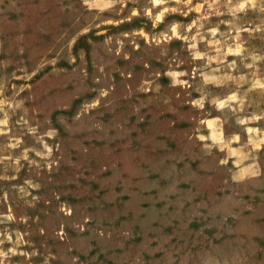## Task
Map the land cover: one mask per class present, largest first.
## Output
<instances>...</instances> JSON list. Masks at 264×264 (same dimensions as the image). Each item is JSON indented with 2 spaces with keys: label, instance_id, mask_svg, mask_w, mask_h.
Wrapping results in <instances>:
<instances>
[{
  "label": "rangeland",
  "instance_id": "374dc122",
  "mask_svg": "<svg viewBox=\"0 0 264 264\" xmlns=\"http://www.w3.org/2000/svg\"><path fill=\"white\" fill-rule=\"evenodd\" d=\"M167 150L214 209L139 218ZM0 264H264V0H0Z\"/></svg>",
  "mask_w": 264,
  "mask_h": 264
},
{
  "label": "crops",
  "instance_id": "0c3cea01",
  "mask_svg": "<svg viewBox=\"0 0 264 264\" xmlns=\"http://www.w3.org/2000/svg\"><path fill=\"white\" fill-rule=\"evenodd\" d=\"M214 118V117H213ZM212 119V118H211ZM208 119H206L207 121ZM217 123L215 122V125L212 126H206L204 125V127L200 128L197 130V132H194L193 134L195 136H197L199 142L201 143L202 147H210L213 148V133L217 134L219 133L218 127L216 125ZM215 130V131H214ZM202 135L204 136V138H200L202 137ZM223 136V135H222ZM215 146H217V144H215ZM168 149H170L169 144H168ZM239 148V145H231L230 151L233 149L237 150ZM209 154V156H208ZM211 153H203V155H199V153L197 154V157L200 158L202 160L201 165H204V162L206 159L209 158V162L212 163L211 168L213 169V159H211L212 155H210ZM170 155V151L167 150V154L166 157H168V160H164L167 158H163L164 163L161 165V168H165V172L163 171V169H159V172L157 175H154L153 171L149 172V168L151 167H159V164L162 160L157 161V162H153L150 161L148 162L149 165L145 164V162H140L137 163V167L139 166L141 169L137 168V172L136 174H131L129 173V175L131 176V180L135 183V185L137 186V188H135V198H133V200L135 201V205L137 208L141 209L139 211V218H141V220L145 221V215H149V214H156L157 216H161V215H165V214H171L172 212H174L176 209H171L174 205V203H176L174 205L173 208H180L181 207V212L184 211H189L190 213L195 209L196 211H200L203 212L201 208L199 207H204L207 208L208 211H211L212 209H214L217 205V203H209L208 199L211 200L210 202H215L213 201L214 199L212 198V194L215 197H218L217 195V187L215 189H213V192L210 191L209 195H204V196H199V195H195L194 193H196L195 189H199V183L203 182V180H208V179H212L217 177L215 173H201L199 171H191V173L186 175V171L183 173V175H179L178 176H174V178L172 177L171 174L167 173V167L171 168L173 166H176V163L173 160H169V156ZM233 158H235L233 156ZM232 158V160H233ZM230 159V158H229ZM196 161V160H194ZM208 162V163H209ZM219 163V164H218ZM220 164L221 162L218 160L217 164L215 161V165H214V169H218L220 168ZM191 168L192 167L191 163L189 162L188 164ZM222 165V164H221ZM222 167V166H221ZM210 169V168H207ZM234 170V167H233ZM148 174L145 177V173ZM235 172V170H234ZM193 173V174H192ZM192 174V175H191ZM139 175H141V177H139ZM234 175V173H233ZM129 176V177H130ZM177 178V179H176ZM147 182V184H151V189L147 190V189H142L141 185L144 182ZM218 181V180H217ZM145 182V183H146ZM176 182L178 184H176ZM176 185H175V184ZM184 184V186H182L181 184ZM223 185V179H222V183L221 186ZM203 193V192H202ZM188 194H192V196L190 197V199L187 198ZM185 197H184V196ZM202 203H206L205 206H201L203 205Z\"/></svg>",
  "mask_w": 264,
  "mask_h": 264
}]
</instances>
